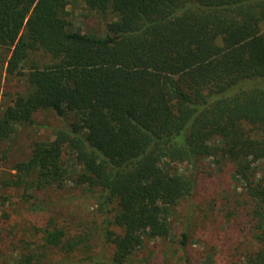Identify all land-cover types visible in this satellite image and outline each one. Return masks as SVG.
<instances>
[{
    "label": "trees",
    "instance_id": "16d2710c",
    "mask_svg": "<svg viewBox=\"0 0 264 264\" xmlns=\"http://www.w3.org/2000/svg\"><path fill=\"white\" fill-rule=\"evenodd\" d=\"M78 1L113 15L103 36L70 28ZM0 49L7 79L24 80L0 115V142L40 110L63 121L10 184L33 212L48 207L35 192L69 180L88 190L113 252L82 264H125L144 235L170 237L166 214L211 157L235 164L257 244L244 264H264V0H0ZM37 240L20 241L18 264L89 245L51 219Z\"/></svg>",
    "mask_w": 264,
    "mask_h": 264
},
{
    "label": "rangeland",
    "instance_id": "374dc122",
    "mask_svg": "<svg viewBox=\"0 0 264 264\" xmlns=\"http://www.w3.org/2000/svg\"><path fill=\"white\" fill-rule=\"evenodd\" d=\"M67 10L70 28L86 34L103 36L107 23L113 20V15L90 10L81 1L72 2ZM8 57V50L0 49V115L24 86L23 79H7L4 62ZM62 124L53 111L40 110L33 124L17 126L9 140L0 142V264H18L20 241L37 240L50 219L72 235L89 239L88 247H80L76 257L50 252L48 261L52 264H82L83 257L89 254L110 257L113 252V247L101 238V219L95 214L93 198L85 187L69 180L63 189L35 192V199L48 207L33 212L22 189L10 184L15 164L28 159L33 143L51 139ZM67 158L72 171L76 170L74 161ZM177 169L186 171L183 164ZM242 189L235 177L234 162L224 157L202 159L193 195L179 201L166 214L170 237L144 235L139 251L125 264H244L257 244L251 233L250 203Z\"/></svg>",
    "mask_w": 264,
    "mask_h": 264
}]
</instances>
